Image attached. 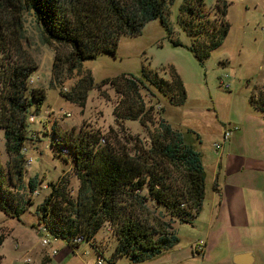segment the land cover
<instances>
[{
    "label": "rangeland",
    "instance_id": "obj_1",
    "mask_svg": "<svg viewBox=\"0 0 264 264\" xmlns=\"http://www.w3.org/2000/svg\"><path fill=\"white\" fill-rule=\"evenodd\" d=\"M219 1L228 4L230 32L222 46L211 52L203 64L189 51L193 40L179 24L184 0H173L168 8L172 38L159 20L150 22L141 36H122L116 56L100 55L95 61L83 63L71 75L61 74L57 82L53 72L56 58L65 57L70 50L45 44V36L34 15L25 12L21 53H11L12 59H7L8 53L0 55V94L5 93L9 67L16 60H27L37 68L30 87L42 89L46 101L41 111H29L25 145L28 164L22 181L12 173V159L0 126L4 191L7 199L12 196L13 202L27 203V211L20 220L0 210V237L4 238L0 247L2 264H99V261L101 264H138L128 257L111 263L118 244L111 224H105L91 243L70 249L66 242L43 231L39 209L49 197L51 185L62 181L74 199L81 185L73 155L56 145L63 144L56 137L95 131L116 149L134 151L137 140L144 148L150 146V134L156 131L161 120L185 135L201 155L206 173L205 200L201 214L192 225L182 224L151 200L144 202L145 209L139 208L137 212L142 223L156 232L173 234L178 242L162 255L140 264H234L236 254L248 251L253 254L255 264H264V113L249 101L252 94L264 91V0H204L205 12L212 11L203 22L208 21V28L218 26L219 17L214 8ZM175 42L183 47H175ZM145 68L166 81H170L169 69L174 68L185 86L187 101L183 107H174L150 85L139 86L146 109H153L152 115L144 118V126L140 121L118 118L122 96L112 84L104 85L103 81L121 76L132 81L143 79ZM89 76L93 77L95 86L88 93L85 107L72 104L62 96L71 93ZM179 127L182 130L175 129ZM190 129L200 138L187 134ZM228 129L233 131L225 142L223 134ZM217 145L221 147L219 150ZM260 162L262 167L259 164L256 167ZM176 171L174 167L175 178ZM32 181L37 183L34 193H31ZM146 193L145 190L141 195ZM240 211L246 224L244 232H240L244 237L235 232L237 228L231 220ZM44 240L51 245L46 247ZM201 242L205 244V253L197 255L195 248Z\"/></svg>",
    "mask_w": 264,
    "mask_h": 264
},
{
    "label": "trees",
    "instance_id": "obj_2",
    "mask_svg": "<svg viewBox=\"0 0 264 264\" xmlns=\"http://www.w3.org/2000/svg\"><path fill=\"white\" fill-rule=\"evenodd\" d=\"M172 3L173 0H0V55L8 53L7 59H12L11 53H21L23 15L30 12L42 29L45 44L70 50L65 57L58 55L56 58L53 72L57 82L61 74L71 75L79 71L83 63L95 61L100 55L116 56L120 38L141 36L150 22L159 20L172 38L168 19V8ZM204 8V0H184L179 15L180 26L193 40L189 51L200 64L222 46L230 32L226 2L219 1L215 5L219 23L213 28H208V21L203 24L212 12L206 13ZM201 39L203 42L199 41ZM173 45L183 47L179 42ZM36 70L29 61L16 60L6 72L5 93L0 94V126L5 132L7 153L12 159L10 168L18 181L26 176L29 111H41L46 101V93L29 84ZM142 72L143 79L132 81L121 76L103 81L104 85L112 84L122 96L117 109L119 119L146 125L144 118L152 115L153 109H146L139 86L150 85L174 107L186 104V89L174 68L169 69L170 81L146 68ZM94 86V79L89 76L71 93L62 96L72 104L85 107L88 93ZM249 101L252 107L264 113V91L252 94ZM187 134L198 136L192 130ZM56 138L63 141L56 145L73 155L81 185L75 199L69 196L62 181L51 185V193L39 209L40 226H44L49 236L66 242L70 249L91 243L109 223L115 227L118 236L111 263L121 257L144 263L162 255L178 242L173 234L156 232L142 223L137 212L139 208L145 209L144 202L153 201L182 224L192 225L201 214L206 189L201 155L185 135L174 131L163 120L150 134V146L144 148L137 140L134 151L116 149L95 131L71 132L69 137ZM3 175L0 164V210L20 220L27 211V203L13 202L12 196L7 199ZM36 187L37 183L32 181L31 193ZM145 190L147 193L142 196ZM155 236H159L158 239ZM3 243L4 238L0 237V247ZM2 262L0 255V264Z\"/></svg>",
    "mask_w": 264,
    "mask_h": 264
},
{
    "label": "crops",
    "instance_id": "obj_3",
    "mask_svg": "<svg viewBox=\"0 0 264 264\" xmlns=\"http://www.w3.org/2000/svg\"><path fill=\"white\" fill-rule=\"evenodd\" d=\"M174 128V127H173ZM175 129H180V130H182V128L181 127H179V128H175ZM191 130V129H190ZM224 135V134H223ZM224 139V138H223ZM258 164H259V166L260 167H262V164H261V162L260 163H257V164H255V166L256 167H258ZM260 169H263V168H260ZM217 180H218V178H217ZM222 205V203H220V205L219 206H221ZM234 220V223L232 224L233 226H235L236 228H237V230L235 231V232H244V227H245V223L243 222V215H242V213H241V211L238 213V215H236V217H234V215L231 217V220ZM255 220V219H254ZM228 231H232L230 228H228ZM241 234V233H240ZM241 235H243V237H244V234H241ZM68 252H71L70 250H68ZM243 254H250L252 257H253V254L251 253V252H245V253H243ZM237 255H241V254H236L235 256H234V258L237 256ZM253 259H254V262H253V264H255L256 262H255V258L253 257ZM234 260V259H233ZM50 263V262H49ZM48 263V264H49ZM234 263V262H233Z\"/></svg>",
    "mask_w": 264,
    "mask_h": 264
},
{
    "label": "built area",
    "instance_id": "obj_4",
    "mask_svg": "<svg viewBox=\"0 0 264 264\" xmlns=\"http://www.w3.org/2000/svg\"><path fill=\"white\" fill-rule=\"evenodd\" d=\"M228 88V86H227ZM237 130V128L235 129V131ZM232 130L228 129L225 131L224 135H223V138H224V141L227 142L230 137H231V134H232ZM221 147L219 145L216 146V149L219 150ZM28 164V163H27ZM43 231H45V229H43ZM43 244L46 246V247H49L51 245V243L48 241V240H44ZM205 244L203 242L199 243L196 248H195V254L197 255H202L205 253ZM53 256H57V252L54 251L53 253ZM102 261H99V264H101Z\"/></svg>",
    "mask_w": 264,
    "mask_h": 264
},
{
    "label": "water",
    "instance_id": "obj_5",
    "mask_svg": "<svg viewBox=\"0 0 264 264\" xmlns=\"http://www.w3.org/2000/svg\"><path fill=\"white\" fill-rule=\"evenodd\" d=\"M234 264H253L254 259L250 254L237 255L234 260Z\"/></svg>",
    "mask_w": 264,
    "mask_h": 264
}]
</instances>
